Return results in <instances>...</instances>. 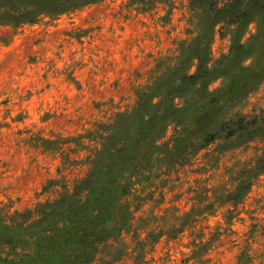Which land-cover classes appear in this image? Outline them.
<instances>
[{
    "label": "rangeland",
    "instance_id": "1",
    "mask_svg": "<svg viewBox=\"0 0 264 264\" xmlns=\"http://www.w3.org/2000/svg\"><path fill=\"white\" fill-rule=\"evenodd\" d=\"M228 1L0 25L2 232L102 169L120 230L89 264H264V2L257 23L223 21Z\"/></svg>",
    "mask_w": 264,
    "mask_h": 264
},
{
    "label": "trees",
    "instance_id": "2",
    "mask_svg": "<svg viewBox=\"0 0 264 264\" xmlns=\"http://www.w3.org/2000/svg\"><path fill=\"white\" fill-rule=\"evenodd\" d=\"M97 1L0 0V25L19 27L35 23L46 15ZM263 2L230 0L223 6L228 17L222 20L236 22L249 16L256 20L258 17L253 12ZM248 123L244 116H240L238 130L245 129ZM233 130L229 131L230 135ZM251 170L254 175L264 170V156ZM107 174L108 171L103 172L102 169L91 170L70 191L54 201L45 202L36 210L19 213L13 219L14 233L2 232L7 226H0V264H89L98 246L120 230L117 227L119 221L112 218L111 209L115 199H118L114 190L122 175ZM124 189L120 188V192Z\"/></svg>",
    "mask_w": 264,
    "mask_h": 264
}]
</instances>
